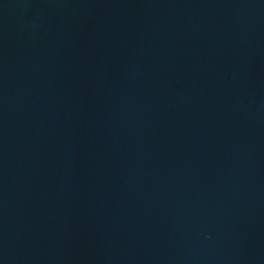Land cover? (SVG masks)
<instances>
[{
    "label": "water",
    "instance_id": "water-1",
    "mask_svg": "<svg viewBox=\"0 0 264 264\" xmlns=\"http://www.w3.org/2000/svg\"><path fill=\"white\" fill-rule=\"evenodd\" d=\"M0 264H264V0H0Z\"/></svg>",
    "mask_w": 264,
    "mask_h": 264
}]
</instances>
